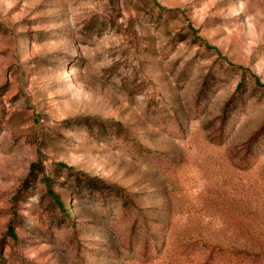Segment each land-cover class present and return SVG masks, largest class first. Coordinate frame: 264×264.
I'll list each match as a JSON object with an SVG mask.
<instances>
[{"label":"rangeland","instance_id":"1","mask_svg":"<svg viewBox=\"0 0 264 264\" xmlns=\"http://www.w3.org/2000/svg\"><path fill=\"white\" fill-rule=\"evenodd\" d=\"M0 264H264V0H0Z\"/></svg>","mask_w":264,"mask_h":264},{"label":"trees","instance_id":"2","mask_svg":"<svg viewBox=\"0 0 264 264\" xmlns=\"http://www.w3.org/2000/svg\"><path fill=\"white\" fill-rule=\"evenodd\" d=\"M207 48H210L209 46H206ZM241 82L239 83L237 89H236V94L238 93L239 91V88L241 86ZM217 133H215L213 136L210 137V139L213 141V142H216L217 144H222L225 142V140L227 139V135H224V129H223V126H220L219 129H217L216 131ZM257 140H258V133H255L253 136H251L249 139H248V142L247 144L245 145V149L246 151L245 152H249V153H254V149H257V147L255 145H257ZM247 167V166H246ZM245 168V166L243 167ZM88 183H87V186H88V189L93 192H96V191H100V192H103L105 191L106 189L112 191V192H116V194H118L119 196H121L122 198L125 199V201H127L129 204L131 203L129 197L125 194L123 195L120 191V187H118L117 185H114V184H111V183H106V181H103L102 179L100 178H95V177H89L88 179ZM51 196L53 197V200L55 201V203L58 205L59 208H63V204L62 202L59 200L58 196L57 195H54L51 193ZM144 241L142 243V248H141V256L145 259H148L150 258V249H151V243L149 242V236L147 234L144 235L143 237ZM157 244L154 245V247H156Z\"/></svg>","mask_w":264,"mask_h":264}]
</instances>
